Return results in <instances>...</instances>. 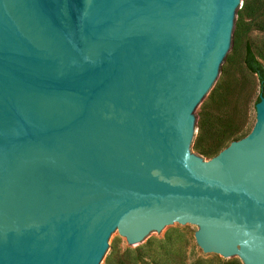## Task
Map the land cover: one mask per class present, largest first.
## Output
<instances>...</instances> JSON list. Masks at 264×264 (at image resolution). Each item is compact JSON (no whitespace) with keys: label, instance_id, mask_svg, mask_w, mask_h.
Here are the masks:
<instances>
[{"label":"water","instance_id":"obj_1","mask_svg":"<svg viewBox=\"0 0 264 264\" xmlns=\"http://www.w3.org/2000/svg\"><path fill=\"white\" fill-rule=\"evenodd\" d=\"M242 0H0V264H105L119 233L190 232L264 264V96L191 154Z\"/></svg>","mask_w":264,"mask_h":264},{"label":"rangeland","instance_id":"obj_2","mask_svg":"<svg viewBox=\"0 0 264 264\" xmlns=\"http://www.w3.org/2000/svg\"><path fill=\"white\" fill-rule=\"evenodd\" d=\"M237 11L234 12L236 21ZM235 32L236 27L229 59L220 65V77L212 89L224 78L232 80L237 87H242L244 93L241 98L242 102L239 104L241 122H244L243 130L249 131L255 121L254 104L259 94V86L256 76L244 64V44L246 41H259L264 37V33L257 29H249L240 33V38L235 41ZM200 107L201 105L194 113L195 127L192 132L190 153L209 158L193 148V141L198 133L197 122ZM214 255L224 260L229 259V257L218 254L203 252L192 233L164 226L159 230H154L140 244L129 242L118 232L115 233L113 248L105 264H215Z\"/></svg>","mask_w":264,"mask_h":264},{"label":"trees","instance_id":"obj_3","mask_svg":"<svg viewBox=\"0 0 264 264\" xmlns=\"http://www.w3.org/2000/svg\"><path fill=\"white\" fill-rule=\"evenodd\" d=\"M237 14L235 41L240 38V33L249 29L264 33V0H243ZM243 61L258 80L257 102L260 94L264 96V37L257 42H245ZM243 93L242 87L224 78L202 99L198 133L193 141V148L200 154L210 158L251 130L244 131V122H241L239 104ZM214 263L242 264L236 256L224 260L217 255H214Z\"/></svg>","mask_w":264,"mask_h":264}]
</instances>
